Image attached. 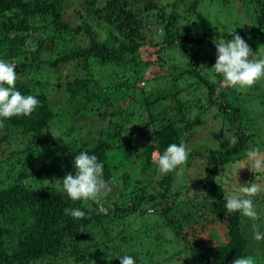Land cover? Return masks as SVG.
I'll use <instances>...</instances> for the list:
<instances>
[{"label":"trees","instance_id":"trees-1","mask_svg":"<svg viewBox=\"0 0 264 264\" xmlns=\"http://www.w3.org/2000/svg\"><path fill=\"white\" fill-rule=\"evenodd\" d=\"M86 1L89 14L105 18L112 26L110 37H104V31L100 36L97 27L87 24L72 28L59 12L60 0H0V59L15 65L16 88L40 101L30 116L0 121V146H4L0 148V264H121L115 256L125 252L133 255L137 264H170L176 256L177 260L190 257V264H232L236 257L249 255L251 248L255 249V264L262 263V242L245 231L249 219L229 213L225 207L228 188L222 176L242 160L252 141L259 138L260 130L254 119H245L242 106L234 102L233 92L240 91L223 87L222 78L214 71L211 73L216 80L203 74L204 69L197 65L204 37L192 29L181 32L177 16H173L166 25L164 39L155 42L147 37L143 20L132 10L142 0H106L104 4ZM200 1L192 0L189 9L196 10ZM242 4L252 23L244 34L264 40V0H243ZM155 6L147 3L146 9ZM34 39L38 45L31 44ZM48 43L66 47L51 59L42 56L43 46ZM147 45L158 48L155 61L143 59L142 48ZM167 50H176L191 61L186 67L178 63L166 67L163 54ZM158 62L161 69H166L164 74L156 71L145 77ZM61 63L79 68L75 69L77 73L68 69L67 74L57 75L58 85L65 86L72 97L58 112L50 95L43 89L34 90L44 88L45 73L42 78L40 75L45 66L54 70ZM108 67H118L123 75L116 77ZM187 73L199 79L206 106L184 101L181 92L185 86L172 92L167 83L160 82L167 80L165 74L180 81L189 77ZM249 89L250 97L263 96L260 85ZM123 90L135 98L128 108L115 105L117 94ZM136 105L143 112L137 118L140 132L133 138L125 136L123 130L132 118L129 108ZM170 106H176L185 124L178 126L177 117H167ZM195 107L199 112L189 119L188 111ZM209 109L222 125V139L230 141L235 136L238 143L227 146L228 141L223 140L224 149L210 154L191 149L187 167L199 154L206 159L205 175L198 183L208 201L193 219L191 213L184 212L189 202L182 197L185 187L197 183L180 180L175 171L159 174L154 154L162 153L171 143L183 142L189 129L207 123L203 117ZM53 121L58 127L73 125L77 139L44 155L38 147L47 140L38 141L37 135L52 134L56 127ZM81 151L95 154L104 163L107 182L104 194L87 203L72 201L61 181L68 172L75 171L74 157ZM260 177L252 171L249 180L239 183L246 186ZM66 208H80L86 215L73 218L65 214ZM205 219L224 223L228 241L212 244L197 235L198 224ZM165 229L175 235L171 241L181 245L172 255H166L158 242L159 236L169 240V234L163 235Z\"/></svg>","mask_w":264,"mask_h":264},{"label":"rangeland","instance_id":"rangeland-1","mask_svg":"<svg viewBox=\"0 0 264 264\" xmlns=\"http://www.w3.org/2000/svg\"><path fill=\"white\" fill-rule=\"evenodd\" d=\"M100 1H102L104 4L106 0H99L98 4L100 3ZM191 2L192 0H142L137 5L136 10H132L136 12L139 19L143 20L145 34L152 41L157 42L164 39L166 25L171 20H173V16H177V25L181 32L187 33V31H191L192 29L193 32L196 31L199 36H203L205 39L204 46H202V51L198 56L199 59L197 65L199 66V68L204 69L203 74L211 77L214 80H216V76L211 72L213 71L212 67L215 65L217 58V50L213 42L215 39H232L233 34L231 33L235 31V33H238L241 37L245 39V41L249 44L250 48L252 49V53L254 55L257 54V58L264 57V40L253 38L252 35L247 36L244 34L246 27L250 28V25L252 23L250 21L251 18L248 16L249 14L247 10L245 9V7H243V0H201L196 10L189 9V4ZM60 3L61 4L59 12L61 16H63V18H65L69 22V24H71L72 28H75L81 24H87L90 27H97V32H99L98 34L100 36L101 33L104 31L106 33L103 34V36L110 37L108 31L111 29L112 26L105 21V18L89 14L88 11H86V0H60ZM147 3H155L156 6L151 7L150 9H146ZM163 7H165V10H163ZM78 37H80L81 39V34H79ZM31 44L38 45L35 39L31 41ZM65 47L66 45L53 46L51 45V43H48L47 45L43 46L42 56H50L51 59H55L58 53L64 51ZM157 49V47L149 45L143 47V59H152L153 61H155V59H158L159 56H157L156 53ZM26 51L27 49L25 48V52ZM163 57L167 59L166 67H173L177 63L181 65V67H186L188 65V62L191 61L186 56H182V53H178V51L176 50L165 51ZM249 58L251 59V57ZM78 68H75L72 64L69 65L61 63L55 68L53 67L54 70H51L50 65H46L44 71L40 75V78H42L43 74L45 73L44 76L46 77V80L44 84H42L44 88L36 87L34 91L39 92L43 89L46 94L50 95L51 100L57 106L56 111H62V107L64 105L66 106L67 104H69L72 97L70 93L66 92L67 88H65V86L58 85L57 75H61L62 73L67 74L66 72L68 71V69H70L71 73H73L76 72ZM108 68L109 73L115 75L116 77H120L121 75H123V71L118 67ZM156 71H159L158 73L161 74L163 72L164 74L166 69H161L160 62H158L157 64H153L149 68V70L146 72L145 77H151L152 74L154 75V72L156 73ZM165 76L167 77V80H165V82H163V80L160 82L163 85L167 83L166 85L168 91L175 92L176 90H182L183 86H185L184 91L182 90L181 92V97L184 101H198V103L200 104L202 103L205 106L207 105L205 99L202 100L201 98V96H205V92L202 91L203 88L200 84L199 79L196 76L189 74V77L187 79H183L180 81H175L172 74H165ZM143 83L144 82L141 81L139 84L142 86ZM256 84L260 85V88H263V90L261 91L263 96L255 95L253 97H250V89L249 87H247L245 89L239 90V93L233 92L232 97L234 98V102L236 104L242 106L245 119H254L256 124L255 126L259 127L260 132H257L259 133V138L255 141H252L251 146L264 147V79H261L252 86ZM222 86L227 87L224 84H222ZM127 93V90H123L117 94L119 95V100L116 101V106L122 105L126 108L132 106L135 98L133 95H129ZM137 95H140V93H138ZM69 96L71 98H69ZM170 107L172 109L167 111V117H173L174 120H176L177 117L178 126L185 124V122L181 120L182 115L178 112L176 106ZM159 108L161 110V107ZM207 109L208 108H205L203 110L206 111ZM129 110L131 111L132 118L127 122V126L123 130V133L125 134V136L133 135L132 137L135 138V136H137L140 132L141 127V123L137 120V118L140 117V114L143 112V109L139 105H136L132 108H129ZM216 110H218L217 107ZM198 112L199 109L196 107L192 109V111L189 110L187 114L188 118L190 117L189 119L192 118L193 120L194 117H196V113ZM208 112L209 113H207L203 117L205 118L207 123L198 126L193 131L189 129V131L183 137V142L190 150L195 147L197 151H203L207 154H210V152L215 149H224L225 144L223 140L228 141L227 146L230 143L227 138L222 139V125H220L216 120L213 119V110L209 109ZM55 124L56 122L53 121L52 125ZM73 127V125L69 124H63V126L58 127L56 124V127H54L52 134L46 133L37 135L38 141L47 140L46 143L41 147H38V149L41 152H44V155H46L47 153H52L55 150L63 148L65 145L77 139L75 138V131L73 130ZM107 130H109V126L107 127ZM131 132L134 133L131 134ZM30 135L32 136L34 135V133H30ZM52 139H54L56 142L52 143ZM116 140L118 141V138H116ZM0 148L3 149L4 146L2 145L0 146ZM205 162L206 159H203L199 154L193 159V164L191 166L187 167V165L184 164L178 170L175 171L177 177L180 180L188 182L192 181L197 183L195 187H185L184 196L182 197L186 202H189L187 204L189 206L184 209V212L191 213V218L193 219L196 217L197 213H202L203 206L205 205V203L208 202L206 196L207 193L203 192V188L200 187L198 183L199 179L205 175ZM251 173L252 170L250 168H243L241 171H239L238 177H231L230 184L238 187L239 181L249 180V176ZM222 176L224 181L226 179H229V177L225 176L224 174ZM242 176L244 177L240 178ZM257 182L260 184H264V176L261 175ZM151 189L155 190L154 188ZM253 199L258 211L261 213L255 223L259 226L261 231H264V191L258 193L256 196L253 197ZM160 221L161 220H159V222ZM206 221L207 219L201 221L198 224V231L196 233L197 235L206 237L209 241H211L212 244H216L218 241H228V228H226L224 223L216 220L212 222ZM245 221L246 220H243V222ZM252 225L253 221H251L250 219L245 225V231L251 236L253 235ZM167 234L170 235L169 240L165 239V237L163 238L159 236L158 242H160V246H162L161 250H164V252H166V255H172L177 251V249L181 247V245L171 241L175 238V235L171 236L172 234L170 230H163V235H166L167 237ZM89 239V237L85 239L86 243H89ZM261 242L263 245L262 247L264 249V241ZM255 254V249L251 248L249 255L255 256ZM189 258H182L177 260L176 256V258L174 257L171 261H169V263L190 264ZM159 259H162L161 255ZM261 262L262 263L259 264H264V260Z\"/></svg>","mask_w":264,"mask_h":264},{"label":"clouds","instance_id":"clouds-1","mask_svg":"<svg viewBox=\"0 0 264 264\" xmlns=\"http://www.w3.org/2000/svg\"><path fill=\"white\" fill-rule=\"evenodd\" d=\"M232 39H215L213 42L217 50L216 63L212 67L214 73L221 77V82L229 88L238 91L245 89L264 79V57L257 58L252 53L249 44L238 33L232 32ZM251 57V59L249 58ZM18 75L15 65L0 59V121L12 117L30 116L39 106L40 101L35 95L23 94L16 88ZM238 143V138L233 136L231 145ZM190 149L185 143H171L162 153L154 154L159 174H169L184 165ZM75 171L68 172L62 179L64 192L72 201L87 203L94 201L104 194L107 182L104 177V163L95 154L81 151L74 157ZM248 167L256 174L264 176V147H250L242 160L230 166V171L223 174L229 179L225 180L228 188L225 207L229 213H239L253 221V238L264 241V231L255 223L261 213L258 211L253 197L264 191V184L250 183L239 187L230 184L233 176L238 177L241 169ZM66 215L73 218L85 217V212L80 208H66ZM121 264H137L133 255L125 252L117 255ZM232 264H255L252 256L241 255L236 257Z\"/></svg>","mask_w":264,"mask_h":264}]
</instances>
